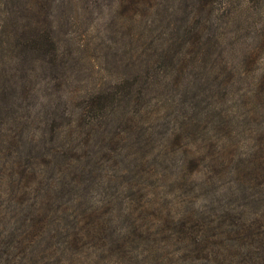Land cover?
I'll return each mask as SVG.
<instances>
[{"label": "rangeland", "instance_id": "obj_1", "mask_svg": "<svg viewBox=\"0 0 264 264\" xmlns=\"http://www.w3.org/2000/svg\"><path fill=\"white\" fill-rule=\"evenodd\" d=\"M153 3L0 0L16 264H264L263 10ZM45 19L59 56L22 45Z\"/></svg>", "mask_w": 264, "mask_h": 264}, {"label": "trees", "instance_id": "obj_2", "mask_svg": "<svg viewBox=\"0 0 264 264\" xmlns=\"http://www.w3.org/2000/svg\"><path fill=\"white\" fill-rule=\"evenodd\" d=\"M41 1V0H40ZM122 2L124 0H119V2ZM134 7H136L142 15H148L150 16V8L155 4L153 3V0H130ZM218 0H177L179 4H186L188 2H194L197 4L198 7L203 8L208 5L210 7L211 15H214V21L218 22L223 18V15L225 12L233 5V3L236 0H221V8L215 9L214 4L218 3ZM243 2H252L256 5L260 6L263 10L264 14V0H243ZM216 5V4H215ZM148 6L146 9V14H144L143 7ZM142 7V8H141ZM199 8V9H200ZM47 14H50V11L46 12ZM154 14L159 15V8L157 7L154 11ZM44 25V26H43ZM29 30L25 31L26 33H30L31 37L28 38V41L26 43H23V46H30V41H38L40 48L43 50H47L48 54H51L53 56H59L60 54H63V41H61L57 36L54 35V32L56 31L55 24L53 22H48L45 19V22L42 23L39 20L36 21L35 24L32 22L28 25ZM30 40V41H29ZM97 98V97H95ZM95 98H93L89 104L93 107H95ZM32 231H35V228L32 224H28L27 232L22 233L21 237L18 239L15 237V232L10 231L8 233V236L10 237L8 240H0V264H16L17 260H19V246L22 244L23 241L27 240V237L29 233ZM18 239V240H17ZM2 245H4L2 247ZM21 258V257H20Z\"/></svg>", "mask_w": 264, "mask_h": 264}]
</instances>
